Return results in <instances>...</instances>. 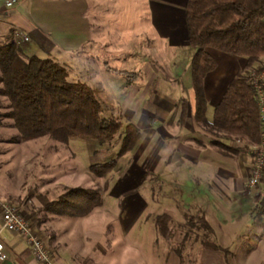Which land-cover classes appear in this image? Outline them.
Here are the masks:
<instances>
[{"label": "rangeland", "instance_id": "obj_1", "mask_svg": "<svg viewBox=\"0 0 264 264\" xmlns=\"http://www.w3.org/2000/svg\"><path fill=\"white\" fill-rule=\"evenodd\" d=\"M67 1L16 0L10 7L22 2L21 12L49 37L62 34L60 29L75 34L82 28L78 36L103 35L105 42L84 38L82 46L66 50L69 62L53 59L65 67L67 79L84 81L94 88L102 116L118 119L120 128L131 121L145 136L151 114L162 108L169 118L174 113L173 104L189 94L188 76L184 79L186 86L176 84L171 69L179 60L182 67L189 65L192 47L187 43L169 46L159 37L150 20L148 0H98L95 8L100 29L96 32L91 26L94 0ZM83 22L89 23L85 30ZM19 44L27 54L48 56L32 32ZM219 52L232 58L216 56L218 67L230 72L237 67L234 61L245 59L244 55ZM104 62L135 71L137 78L128 79L107 69ZM6 109V99L0 96V202L13 204L27 218L55 259L56 249L63 247L74 264H167L168 249L178 246L181 264H199V241L205 237L222 241L202 227L188 225L182 213L195 216L198 210L184 208L178 193L170 190L168 175L160 177L153 171L152 145L143 151L145 137H140L132 150L117 156L115 165L104 175L96 176L87 165L115 157L117 133L104 143L80 136H71L66 142L48 135L15 140L16 131L4 114ZM71 185L98 188L99 205L80 217L38 210ZM163 211L170 215L167 237L157 233L153 222V216ZM185 243L191 245L186 248L189 252Z\"/></svg>", "mask_w": 264, "mask_h": 264}, {"label": "trees", "instance_id": "obj_2", "mask_svg": "<svg viewBox=\"0 0 264 264\" xmlns=\"http://www.w3.org/2000/svg\"><path fill=\"white\" fill-rule=\"evenodd\" d=\"M183 9L185 40L192 47L188 68L192 118L199 127L212 134L208 140L211 147L226 153L245 151L258 144L262 137L263 118H260L258 91L250 70L259 72L264 68V0H185ZM209 47L244 55L245 60L228 78L221 97L212 107L210 118H207L203 78L216 65ZM103 65L128 79L136 76L135 71L110 67L105 62ZM259 82L264 89V78ZM0 96L6 99L4 114L15 128V140L48 135L66 142L71 136H80L104 143L117 133L119 143L115 157L87 165L96 176L109 171L115 165L116 157L132 150L140 140V129L133 122L127 121L120 128L118 119L100 114L101 105L94 88L84 81L67 79L65 67L52 57L25 53L10 35L0 40ZM185 111L186 99L182 98L181 121ZM221 137L239 140L242 145H230ZM103 187H106L105 182ZM100 201L98 188L71 185L63 187L55 198L44 202L38 210L80 217ZM183 216H187L189 226L211 231L202 213L193 216L183 212ZM169 221L170 215L165 211L153 216L160 236H168ZM200 242L228 256V247L209 238H202Z\"/></svg>", "mask_w": 264, "mask_h": 264}, {"label": "crops", "instance_id": "obj_3", "mask_svg": "<svg viewBox=\"0 0 264 264\" xmlns=\"http://www.w3.org/2000/svg\"><path fill=\"white\" fill-rule=\"evenodd\" d=\"M69 2L68 0L66 3ZM184 2L185 0H148V12L153 27L159 33V37L169 46L186 43ZM21 3L16 5V9L3 4L0 0V40L8 35L13 38V33L16 30L25 34L27 39L32 32L42 51L46 52L49 57L64 62L70 61L69 56L65 53L66 50H75L76 47L82 46L84 38L99 42L106 41L104 36L98 32L92 35V38L88 33L83 37L78 36L79 33L82 35V25V30L75 33L77 35L66 34L68 33L67 29H60L62 34L49 37L43 34L39 26L31 23L25 13L21 12ZM97 4H100V1L94 0L91 24L93 32L100 29V23L96 17L98 12L95 7ZM88 24H83L84 30L86 27L88 28ZM208 51L216 61L215 67L206 72L203 78V92L207 104L205 115L210 118L212 107L221 97L228 78L242 67L244 61H234L237 67L235 70L232 69L233 73H231L225 68L218 67L216 56H221V59L225 60L229 58L226 54L219 52V49L212 52L208 48ZM190 53L191 50L189 56ZM188 68L189 65L182 67L179 60L178 64L171 69L172 78L178 80L176 84L186 86L184 79L187 76L189 78ZM135 77L137 78V73ZM127 84L131 86L133 83ZM191 94L190 88L187 96H182L178 103L173 104L174 113L169 118L162 108H159L156 114H151V121L146 122V135H140V137H145L144 140H147L143 151L152 145L153 171L158 172L160 177L162 174L163 177L168 175L170 190L178 193L181 205L184 208L191 206L198 210V213H202L211 227V231L207 234H215L222 241H213L229 248L227 256L223 251L205 247L199 241L200 247L196 248V252L199 254V264H263L264 173L256 184L251 186L247 183L253 164L252 147L254 145L236 154L226 153L208 145L212 134L194 122L190 109ZM182 98L186 99V111L184 119L181 121L179 112ZM152 122L155 124L153 127L151 126ZM262 137H264V117L262 119ZM221 139L230 145H242L239 140L225 137H221ZM260 208H262L261 211H258ZM182 239L179 241L180 243H182ZM0 240L5 254L4 258L0 259V264H39L31 255L27 242L14 231L1 230ZM184 245L185 249L191 246L189 243ZM235 248H237V252ZM56 250L58 252L56 259L52 256L57 262L74 264V261L67 255L66 249L62 247ZM168 251L167 264H181L182 251L178 249V246H173ZM186 251L189 252L187 249Z\"/></svg>", "mask_w": 264, "mask_h": 264}, {"label": "built area", "instance_id": "obj_4", "mask_svg": "<svg viewBox=\"0 0 264 264\" xmlns=\"http://www.w3.org/2000/svg\"><path fill=\"white\" fill-rule=\"evenodd\" d=\"M16 0H3V4L11 5ZM16 43L25 41L27 36L20 30L13 33ZM254 86L258 91L260 118L264 117V89L261 88L259 80L264 78V68L257 72L250 70ZM253 164L248 176V185L256 184L264 173V137H261L258 144L252 147ZM3 229L12 230L22 237L28 245L29 251L35 261L39 264H58L51 254L47 244L32 230L27 218L16 209L13 204L0 202V231ZM3 244L0 240V259L4 258Z\"/></svg>", "mask_w": 264, "mask_h": 264}]
</instances>
